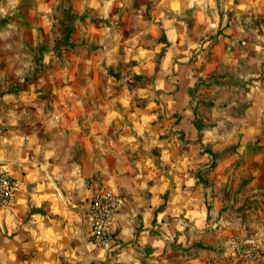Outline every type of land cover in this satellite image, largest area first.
<instances>
[{"label":"crops","instance_id":"obj_1","mask_svg":"<svg viewBox=\"0 0 264 264\" xmlns=\"http://www.w3.org/2000/svg\"><path fill=\"white\" fill-rule=\"evenodd\" d=\"M87 6L94 25L107 17L103 26L112 34L93 58L115 65L101 95L95 88L25 82L9 102L10 88L0 85V170L19 181L12 204L0 205V264L226 258L218 241L247 232L232 212L210 205L204 175L212 153L205 140L213 134L206 123L200 131L193 123V93L215 71L203 80L202 66L234 69L239 61L254 69L253 90H262L264 0H93ZM102 187L121 201L109 250L91 241L86 215ZM248 203L260 256L240 264H264V187L257 184Z\"/></svg>","mask_w":264,"mask_h":264},{"label":"rangeland","instance_id":"obj_2","mask_svg":"<svg viewBox=\"0 0 264 264\" xmlns=\"http://www.w3.org/2000/svg\"><path fill=\"white\" fill-rule=\"evenodd\" d=\"M91 1L0 0V85L10 88L7 94L4 92L9 95L4 100L17 99L25 82H37L39 86L95 88L98 95L102 94L107 76L115 65L100 59L93 64V58L102 52L103 45L99 42L111 39L112 34L109 35L108 28L103 26L108 23L107 17H100L102 25L93 24L96 14L86 9ZM70 25L73 29L66 40L69 44L59 46ZM110 28L119 29L118 26ZM208 54L204 51L203 58L206 59ZM241 56L255 57L251 53ZM240 62L234 69L221 65H211L208 69L202 66L199 74L203 80L209 70L215 71L213 76L205 79L206 82L197 84L193 107L197 108L195 119L211 128L213 136H207L205 140V147L211 153L233 150L235 146L234 152L215 164L211 158L209 171L204 175L210 205L232 212L245 224L246 232H253L249 228L251 205L248 202L257 184L264 187V83H261L262 90H253L251 81L255 77L250 75L254 69L245 66L246 63L240 66ZM126 65L120 64L117 68L126 69ZM223 75L227 77L224 81ZM66 99H69L68 95ZM225 100L227 103L220 106ZM255 140L261 146H247ZM254 170L257 175H253ZM228 237L218 241V248H226ZM216 257L226 260L224 254ZM214 258L208 260L211 262Z\"/></svg>","mask_w":264,"mask_h":264},{"label":"built area","instance_id":"obj_3","mask_svg":"<svg viewBox=\"0 0 264 264\" xmlns=\"http://www.w3.org/2000/svg\"><path fill=\"white\" fill-rule=\"evenodd\" d=\"M19 181L0 170V205H11L18 190ZM121 201L110 187L96 190L86 209V215L91 222V241L102 248L110 249L116 240L112 231L116 212ZM261 236L258 233L233 234L226 246V260L215 257L211 264H239L257 260L260 256Z\"/></svg>","mask_w":264,"mask_h":264},{"label":"trees","instance_id":"obj_4","mask_svg":"<svg viewBox=\"0 0 264 264\" xmlns=\"http://www.w3.org/2000/svg\"><path fill=\"white\" fill-rule=\"evenodd\" d=\"M70 20H68V21H70ZM73 25H74V23H73ZM73 25H70V26L67 27L66 34L64 35V38L62 39L61 43L58 44L59 46H61L62 44H69V43L66 42V40H67V37L69 35V32L72 31V29H73ZM196 112H197V108H194V114L195 115H196ZM193 123H194L195 127L199 131L202 129L203 125H205V124H203V122H200L199 120H196L195 117H194ZM257 143H258V140H255L253 143H250V144L248 143L247 146L248 147H252V148H258L259 146H261V144H257ZM232 149L233 150L230 149L229 151L224 149L221 152H212L213 164H215L216 162L222 160L223 158L229 156L232 152H234L235 151V146H233ZM247 234H252V233L251 232H247Z\"/></svg>","mask_w":264,"mask_h":264}]
</instances>
